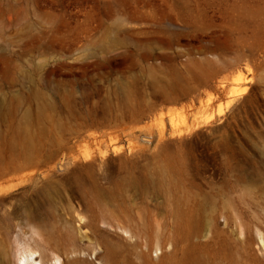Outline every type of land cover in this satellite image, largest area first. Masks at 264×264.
I'll list each match as a JSON object with an SVG mask.
<instances>
[{"label":"rangeland","instance_id":"1","mask_svg":"<svg viewBox=\"0 0 264 264\" xmlns=\"http://www.w3.org/2000/svg\"><path fill=\"white\" fill-rule=\"evenodd\" d=\"M204 94L203 141L258 155L264 0H0V264H264Z\"/></svg>","mask_w":264,"mask_h":264},{"label":"bare ground","instance_id":"2","mask_svg":"<svg viewBox=\"0 0 264 264\" xmlns=\"http://www.w3.org/2000/svg\"><path fill=\"white\" fill-rule=\"evenodd\" d=\"M205 95V94H204ZM206 98L201 100L199 106L197 107L196 116H195V126L197 128V156H198V169L201 170L202 158L205 156L206 161L209 166H211L213 160L218 158L221 164V167L228 177L229 181L232 184V188H252L256 189L255 193L263 192L264 193V146L260 149L258 155L255 157L249 158L245 157L237 148L227 142V141H218L213 142L211 135L209 134L206 138V141H203L201 137V129L203 126H212L215 120L219 116L226 114V108H223L221 105L216 103L217 101L211 95H205ZM256 154V153H255ZM239 212L237 211V217L239 218ZM224 216V215H223ZM225 218V217H224ZM259 221L250 224L256 229L259 241L258 248L261 253L264 254V234L261 231L264 226V220H261L258 217ZM224 225L227 223V219L224 220ZM243 222L240 221V227H243ZM237 230V229H236ZM104 232L109 233L108 230ZM114 236L124 239L123 235L116 233ZM242 237V236H241ZM248 241H254L253 238H247ZM36 251L29 250L22 258H20L21 264H43L41 260H38L37 257H34ZM95 259L101 263L102 256L100 254L95 255ZM61 263L60 255L53 253V263ZM62 262L61 264H63ZM67 264H96L94 261H90L87 257L76 256L74 258L68 259Z\"/></svg>","mask_w":264,"mask_h":264}]
</instances>
